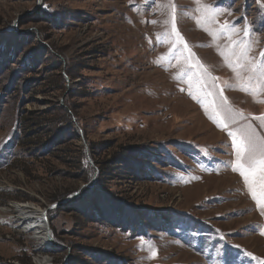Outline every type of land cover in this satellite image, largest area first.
<instances>
[{"label":"rangeland","instance_id":"rangeland-1","mask_svg":"<svg viewBox=\"0 0 264 264\" xmlns=\"http://www.w3.org/2000/svg\"><path fill=\"white\" fill-rule=\"evenodd\" d=\"M262 53L264 0H0V264H264Z\"/></svg>","mask_w":264,"mask_h":264},{"label":"snow or ice","instance_id":"snow-or-ice-1","mask_svg":"<svg viewBox=\"0 0 264 264\" xmlns=\"http://www.w3.org/2000/svg\"><path fill=\"white\" fill-rule=\"evenodd\" d=\"M172 7H174V5ZM221 28L222 30H227L228 23L225 22V24L222 25ZM173 32L176 33L177 37H179L174 24ZM233 43H235V41H233ZM185 47H187V45H185ZM242 52L245 54L244 58L247 59V46L242 49ZM262 55H264V53H262ZM237 67H242V65H237ZM252 68L254 70L255 65H252ZM216 118H220L219 113L216 114ZM258 119H264V115L258 117ZM225 127H227V125H225ZM230 135H232L234 138L237 155V161L234 165V170L239 171L245 178V181L250 183V191L253 194V198L257 199L259 202L261 198H264V147L258 149L256 142L251 137H238L236 133H230ZM257 173H259L260 175L259 194L255 190V188L251 186L252 182L250 181V176L255 177Z\"/></svg>","mask_w":264,"mask_h":264},{"label":"bare ground","instance_id":"bare-ground-1","mask_svg":"<svg viewBox=\"0 0 264 264\" xmlns=\"http://www.w3.org/2000/svg\"><path fill=\"white\" fill-rule=\"evenodd\" d=\"M12 208L19 213L18 227L25 232H30L31 237L38 240L42 248L45 246L51 247L52 244H55L52 240V230L50 229L51 232L48 230L47 212L43 213V210L39 208L37 210L31 203H15ZM50 261L48 258H40L39 264H51Z\"/></svg>","mask_w":264,"mask_h":264},{"label":"water","instance_id":"water-1","mask_svg":"<svg viewBox=\"0 0 264 264\" xmlns=\"http://www.w3.org/2000/svg\"><path fill=\"white\" fill-rule=\"evenodd\" d=\"M76 195H78V192L74 194V196H76ZM66 203H67V202H66ZM66 203L64 202L63 205L66 204ZM58 205H60V204L55 203V204H53V205L50 206V207H51V208H54V207H57ZM47 211H48V210H46V212H47ZM46 212H45V213H46ZM46 219H47V217H46ZM47 220H48V219H47ZM48 230L51 232L50 227H48ZM50 234H51V233H50ZM52 240H54L53 237H52ZM53 243H54V242H53Z\"/></svg>","mask_w":264,"mask_h":264},{"label":"trees","instance_id":"trees-1","mask_svg":"<svg viewBox=\"0 0 264 264\" xmlns=\"http://www.w3.org/2000/svg\"><path fill=\"white\" fill-rule=\"evenodd\" d=\"M39 42H40V41H39ZM48 50H49V49H47L46 51L48 52ZM63 82H64V87H65V84H66V79H65V78L63 79ZM68 115H69V113H68ZM69 116H70V115H69ZM70 117H71V116H70ZM70 117H69V120H70ZM71 118H72V117H71ZM71 121H72V119L70 120V122H71ZM72 122H73V121H72Z\"/></svg>","mask_w":264,"mask_h":264}]
</instances>
